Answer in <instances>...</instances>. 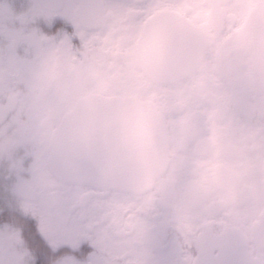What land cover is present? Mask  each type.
Segmentation results:
<instances>
[{"label":"flooded vegetation","instance_id":"1","mask_svg":"<svg viewBox=\"0 0 264 264\" xmlns=\"http://www.w3.org/2000/svg\"><path fill=\"white\" fill-rule=\"evenodd\" d=\"M90 99L159 117L149 192L51 173L53 132ZM37 258L264 264V0H0V264Z\"/></svg>","mask_w":264,"mask_h":264},{"label":"water","instance_id":"2","mask_svg":"<svg viewBox=\"0 0 264 264\" xmlns=\"http://www.w3.org/2000/svg\"><path fill=\"white\" fill-rule=\"evenodd\" d=\"M196 39L180 40L179 49L185 50L186 57L189 50L193 56L203 55L206 42ZM142 44L146 49L145 41ZM153 47L158 48L155 43ZM48 166L66 183L116 193H147L166 169L160 119L141 104L84 101L53 132Z\"/></svg>","mask_w":264,"mask_h":264},{"label":"snow or ice","instance_id":"3","mask_svg":"<svg viewBox=\"0 0 264 264\" xmlns=\"http://www.w3.org/2000/svg\"><path fill=\"white\" fill-rule=\"evenodd\" d=\"M57 26H60V25H57ZM68 30L71 31V26H67ZM82 251H84V246H82ZM36 264H44V261H42L40 258H37V262Z\"/></svg>","mask_w":264,"mask_h":264}]
</instances>
